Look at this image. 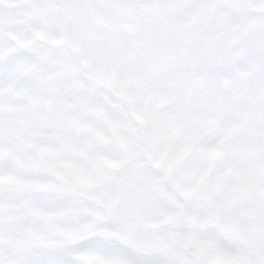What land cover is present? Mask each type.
I'll return each instance as SVG.
<instances>
[{"label": "snow or ice", "instance_id": "6c2138e0", "mask_svg": "<svg viewBox=\"0 0 264 264\" xmlns=\"http://www.w3.org/2000/svg\"><path fill=\"white\" fill-rule=\"evenodd\" d=\"M0 264H264V0H0Z\"/></svg>", "mask_w": 264, "mask_h": 264}]
</instances>
